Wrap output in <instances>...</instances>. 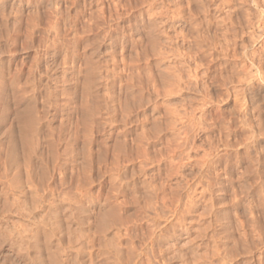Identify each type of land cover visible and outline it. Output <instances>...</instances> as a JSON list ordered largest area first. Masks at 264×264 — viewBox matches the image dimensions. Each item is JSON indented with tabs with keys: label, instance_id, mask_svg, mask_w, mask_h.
Instances as JSON below:
<instances>
[{
	"label": "clouds",
	"instance_id": "1",
	"mask_svg": "<svg viewBox=\"0 0 264 264\" xmlns=\"http://www.w3.org/2000/svg\"><path fill=\"white\" fill-rule=\"evenodd\" d=\"M0 264H264V0H0Z\"/></svg>",
	"mask_w": 264,
	"mask_h": 264
}]
</instances>
